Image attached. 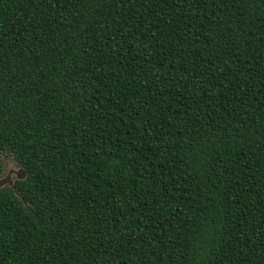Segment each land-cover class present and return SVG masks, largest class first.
Instances as JSON below:
<instances>
[{
	"label": "trees",
	"instance_id": "obj_1",
	"mask_svg": "<svg viewBox=\"0 0 264 264\" xmlns=\"http://www.w3.org/2000/svg\"><path fill=\"white\" fill-rule=\"evenodd\" d=\"M3 156L0 264H264V0H0Z\"/></svg>",
	"mask_w": 264,
	"mask_h": 264
},
{
	"label": "rangeland",
	"instance_id": "obj_2",
	"mask_svg": "<svg viewBox=\"0 0 264 264\" xmlns=\"http://www.w3.org/2000/svg\"><path fill=\"white\" fill-rule=\"evenodd\" d=\"M3 161V172L0 178L10 177V181L17 180V172L20 170V167L15 163V161L8 156L2 157Z\"/></svg>",
	"mask_w": 264,
	"mask_h": 264
},
{
	"label": "water",
	"instance_id": "obj_3",
	"mask_svg": "<svg viewBox=\"0 0 264 264\" xmlns=\"http://www.w3.org/2000/svg\"><path fill=\"white\" fill-rule=\"evenodd\" d=\"M25 177V171L20 168V170L17 172V178L23 179ZM4 186H8L11 189H13L14 193L17 195V197H21L20 194L16 191V188L14 186V181H10V177L7 176L5 178H0V189ZM22 202L24 205H27L26 201L22 199Z\"/></svg>",
	"mask_w": 264,
	"mask_h": 264
}]
</instances>
